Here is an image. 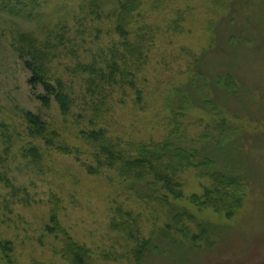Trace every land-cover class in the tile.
I'll list each match as a JSON object with an SVG mask.
<instances>
[{"label":"rangeland","instance_id":"1","mask_svg":"<svg viewBox=\"0 0 264 264\" xmlns=\"http://www.w3.org/2000/svg\"><path fill=\"white\" fill-rule=\"evenodd\" d=\"M85 1L0 0V264H9L5 256L11 264H67L45 231L55 201L60 225L95 264H136L143 241L150 247L140 264H264V0H142L129 38L141 55L124 51L113 32L112 2L98 15ZM19 34L58 47L49 71L65 84L66 115L54 100L43 107L41 87H29ZM92 59L118 65L107 86L89 88L78 70ZM226 75L232 92L218 84ZM28 113L83 154L47 148L28 132ZM100 129L103 143L127 157L137 156L138 143L192 151L194 168L178 175L181 197L151 178L98 167L85 135ZM214 172L240 182L231 214L191 202Z\"/></svg>","mask_w":264,"mask_h":264},{"label":"trees","instance_id":"2","mask_svg":"<svg viewBox=\"0 0 264 264\" xmlns=\"http://www.w3.org/2000/svg\"><path fill=\"white\" fill-rule=\"evenodd\" d=\"M108 2H112L115 6L113 12H111L112 17L116 21L113 32L119 34L124 40L122 43L124 51H127L129 55H141L140 50L143 46L140 43L131 44L129 38L131 30L138 26L137 18L140 17L139 12L142 0H86L84 4L91 6L94 13L96 12L100 15V12H103V6ZM96 17L99 18V16ZM15 49L19 57L23 59L25 68L30 73V78L27 82L29 87L31 90L41 87L43 91L42 95L37 96V100L45 108L49 106L51 100H54L58 104L61 114L66 115L71 101L65 89V84L61 78H52L49 71V65L54 55L53 52L55 49L58 50V47H54L52 41L40 43L36 38L19 34L16 39ZM102 64L104 67L101 66ZM78 70H84L87 73L86 82L90 86L89 88L99 89V87L107 86L114 80L116 73H118V65L109 61L100 64L95 59H92L91 63L78 66ZM218 84L226 92H232L235 88L234 82L228 75L221 82L218 81ZM26 124L31 135L40 138L47 148L57 154L65 157H78L83 154L77 148H71L66 144L56 142L57 135L55 131H52L47 124L41 122L35 115L28 113ZM85 137L88 141L94 143L95 150L91 157L98 167L105 166L110 169H116L119 176L127 180L132 179L142 182L151 178L154 182L152 185H159L161 190H164L173 198H179L182 195V184L178 175L195 166L191 161L193 160L192 151L188 152L180 147H174L169 141L154 144L138 143L136 145L137 156L127 157L124 155V157L122 153L115 149L113 144L103 143L105 139L104 130L100 129L90 132ZM27 154L31 155L34 160L38 158L35 148H31ZM199 164L207 167L209 166V161L204 158V161L199 162ZM85 169L90 175L98 174V168L94 169L93 167L85 166ZM210 178V184L204 188L202 195L199 197L193 196L191 202L197 206L212 208L216 212L231 214V208L239 206L242 201L240 182L228 176V174L217 172L212 173ZM185 215L186 213L183 212L181 215L176 216V224ZM112 225L116 226V223ZM45 231L58 239L60 245L58 256L67 264H95L91 252L76 244L60 225L57 219L56 201L51 202L49 223L45 226ZM180 233L185 238H190V234L183 228H180ZM137 245L133 250V257L134 262L140 264L143 254L150 247V241H143ZM5 259L11 264L8 256H5Z\"/></svg>","mask_w":264,"mask_h":264}]
</instances>
